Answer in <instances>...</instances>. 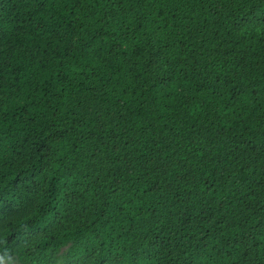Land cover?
I'll use <instances>...</instances> for the list:
<instances>
[{
	"label": "trees",
	"instance_id": "16d2710c",
	"mask_svg": "<svg viewBox=\"0 0 264 264\" xmlns=\"http://www.w3.org/2000/svg\"><path fill=\"white\" fill-rule=\"evenodd\" d=\"M264 264V0H0V261Z\"/></svg>",
	"mask_w": 264,
	"mask_h": 264
},
{
	"label": "rangeland",
	"instance_id": "374dc122",
	"mask_svg": "<svg viewBox=\"0 0 264 264\" xmlns=\"http://www.w3.org/2000/svg\"><path fill=\"white\" fill-rule=\"evenodd\" d=\"M70 245L64 247L61 249V251L58 254V264H69L67 253L69 251ZM0 264H22L16 259H9L6 261H0Z\"/></svg>",
	"mask_w": 264,
	"mask_h": 264
}]
</instances>
